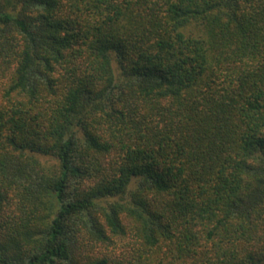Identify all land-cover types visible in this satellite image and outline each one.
I'll return each mask as SVG.
<instances>
[{"label":"trees","instance_id":"16d2710c","mask_svg":"<svg viewBox=\"0 0 264 264\" xmlns=\"http://www.w3.org/2000/svg\"><path fill=\"white\" fill-rule=\"evenodd\" d=\"M0 264H264V0H0Z\"/></svg>","mask_w":264,"mask_h":264}]
</instances>
